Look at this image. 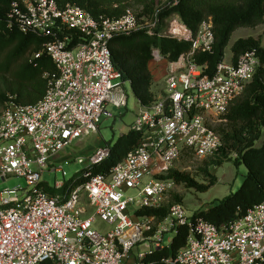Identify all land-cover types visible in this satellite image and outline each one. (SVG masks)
Instances as JSON below:
<instances>
[{"label":"built area","instance_id":"obj_1","mask_svg":"<svg viewBox=\"0 0 264 264\" xmlns=\"http://www.w3.org/2000/svg\"><path fill=\"white\" fill-rule=\"evenodd\" d=\"M6 20L11 30L50 37L44 50L57 72L41 100L24 105L10 96L0 116V180L19 176L27 183L0 191V264H146L182 226L188 228L186 243L168 264H264V199L221 226L189 214L181 203L172 204L162 220L139 213L167 204L177 185L168 176L173 169L184 171V150L195 159L220 150L212 117L224 116L253 79L260 65L256 50L236 62L221 61L210 76L193 55L212 50V18L195 34L188 29L187 37L173 34L171 23L167 35L192 41L193 50L176 61L153 50V63L164 68V86L151 106L137 100L129 131L143 133L138 145L109 174H92L110 155L111 145H103L68 190L71 179L56 181L51 194L42 185L45 171H65L49 161L99 132L101 117H114L110 107L129 105L130 82L113 64L110 40L135 31L160 36L157 13L139 18L129 9L117 19L95 18L72 3L14 0Z\"/></svg>","mask_w":264,"mask_h":264},{"label":"trees","instance_id":"obj_2","mask_svg":"<svg viewBox=\"0 0 264 264\" xmlns=\"http://www.w3.org/2000/svg\"><path fill=\"white\" fill-rule=\"evenodd\" d=\"M13 1L0 0V80L10 83V88H7L12 94H9L7 88H0V116L10 96H13L17 103L24 105L35 104L41 100L46 93L50 76L57 72L55 64L44 50L50 37L23 33L7 27V12ZM56 1L60 7L68 3L76 4L95 18L104 16L117 19L129 9L139 18L152 17L157 13L156 29L161 33L160 36H149L145 31H135L130 35H115L109 43L115 68L122 73L125 81L130 82L136 99L144 107L151 106L157 96L153 89V50H159L170 61H176L181 55L193 50L192 41L167 35L171 22L177 20L195 34L203 21L212 18L215 35L212 50L195 51L193 55V60L203 66L204 73L210 76L224 60L226 48L237 29L254 28L264 23V0H166L162 6L157 5L159 0ZM231 49L234 62L245 51L256 50L260 65L242 94L221 117L223 126H213L221 136L222 147L215 155L205 159V172L209 174V166H221L232 160L236 165H245L247 169L244 181L236 192L212 203L208 209L196 212V215L203 216L217 226L245 215L264 199V41L252 36L239 38L232 44ZM37 53H40L39 57H35ZM142 137L141 131L133 130L121 135L111 145L109 157L92 168V174H109L111 168L123 160ZM233 155L235 157H232ZM184 158L195 159L190 150H184L181 160ZM83 172L77 173L76 177H80ZM209 176L208 184L198 183L188 173L178 169L171 170L168 177L173 178L176 184L184 183L200 192H206L217 180L215 176ZM73 181L74 179H71L63 191L68 190ZM42 185L51 194L57 192L45 182ZM174 203L182 204L178 200ZM169 208L170 206L159 210L144 209L139 213L155 215L162 220L168 215ZM187 235L188 228L180 227L171 245L148 255L145 263L168 264L166 261L175 258L180 248L185 245Z\"/></svg>","mask_w":264,"mask_h":264},{"label":"rangeland","instance_id":"obj_3","mask_svg":"<svg viewBox=\"0 0 264 264\" xmlns=\"http://www.w3.org/2000/svg\"><path fill=\"white\" fill-rule=\"evenodd\" d=\"M166 0L157 1L158 6H162ZM137 7V4L135 8ZM142 8V4L140 5ZM134 8V7H133ZM177 20H174L175 22ZM171 22V23H173ZM179 22V21H177ZM170 23V25H171ZM180 23V22H179ZM181 24V23H180ZM169 25V28H170ZM169 28L167 33L169 34ZM172 32V30H171ZM254 37L264 41V23L254 28H239L237 29L226 48L225 61H230L232 58V44L239 38ZM182 38V37H181ZM153 74L156 77L159 74L158 80L155 78L154 91L156 95L160 94L164 86V68H159L158 65H152ZM10 88V83H6L3 79L0 80V88ZM7 88L8 92L9 89ZM129 94V105L127 108H113L114 117L106 118L102 116L99 121V132L92 134L82 140L75 141L69 145L60 155L49 161V165L54 167H62V171L55 172L53 170H46L42 180L50 186L56 184V181H68L76 177L77 173L89 169L92 162L90 156L103 145H113L118 138L129 132L130 126L137 117L139 105L137 99L132 91L131 84H126ZM10 95H12L9 92ZM212 125L215 128L223 126L222 118L220 116L212 117ZM232 157H235L233 155ZM78 158H83L84 162L79 163ZM206 159V158H205ZM205 159L184 158L180 161L179 166L184 169L183 172L188 173L198 183L208 184L210 181L209 174L217 178L215 185L208 191L200 192L195 188L188 187L186 184H177L174 191L169 196L168 202L165 206H171L175 201H180L185 206L189 214H194L201 210L208 209L212 203L224 199L233 192H236L244 181V176L247 173L245 165H236L235 162L227 161L221 166H209V174L205 172L207 167ZM26 179L24 177L12 176L7 181L0 180V191L5 189H14L17 187H26ZM174 201V202H173ZM144 247V246H143Z\"/></svg>","mask_w":264,"mask_h":264},{"label":"bare ground","instance_id":"obj_4","mask_svg":"<svg viewBox=\"0 0 264 264\" xmlns=\"http://www.w3.org/2000/svg\"><path fill=\"white\" fill-rule=\"evenodd\" d=\"M172 33L177 36H188L189 30L184 25L180 24L179 22H173L171 25Z\"/></svg>","mask_w":264,"mask_h":264},{"label":"crops","instance_id":"obj_5","mask_svg":"<svg viewBox=\"0 0 264 264\" xmlns=\"http://www.w3.org/2000/svg\"><path fill=\"white\" fill-rule=\"evenodd\" d=\"M230 61H232V58H231ZM155 78L158 80V78H159V74H157V76H156ZM153 89H154V86H153ZM154 90H155V89H154Z\"/></svg>","mask_w":264,"mask_h":264}]
</instances>
